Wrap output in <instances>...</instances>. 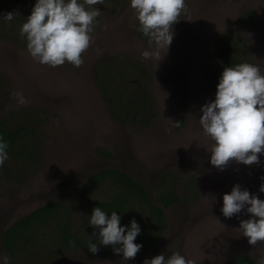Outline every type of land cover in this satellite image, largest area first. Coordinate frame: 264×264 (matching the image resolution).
Masks as SVG:
<instances>
[{
	"label": "rangeland",
	"instance_id": "1",
	"mask_svg": "<svg viewBox=\"0 0 264 264\" xmlns=\"http://www.w3.org/2000/svg\"><path fill=\"white\" fill-rule=\"evenodd\" d=\"M36 2L0 0V122L20 131L31 153L24 159L8 154L0 167V264L7 256L6 230L53 201L66 203L72 233L81 244L63 248L44 237L45 242L31 248L36 254L20 255L9 264H143L165 252L175 234L176 244L183 245L180 254L192 263L225 248L217 238L230 229L220 219L223 195L239 184L264 200L259 191L264 155L251 166L233 162L221 171L211 165L212 141L199 123L201 107L215 99L206 89L205 71L219 37L233 29L246 39L253 64L264 74V0H185L171 45L160 50L159 59L147 60L141 53L155 51V46L137 30L130 0H104L91 6L101 14L79 68L68 62L50 67L30 56L19 30ZM249 9L255 25L243 26L241 15ZM8 12L16 15L11 22L2 18ZM174 69L183 78L174 79ZM124 81L137 90L148 86L154 100L151 112L125 119L119 97L125 91H117ZM16 92L23 93L26 104L18 103L12 95ZM105 169L131 176L159 206L163 180L170 175L177 176L175 189L181 198L191 195L185 184L192 179L200 197L165 209L164 233L145 256L123 262L122 254L103 245L93 254L85 243L98 232L88 224L90 206L109 201L115 187L102 185L88 196L85 190L86 183ZM239 214L251 218L246 210ZM139 226L137 237L142 238L145 230ZM258 256L254 257L264 264V254Z\"/></svg>",
	"mask_w": 264,
	"mask_h": 264
},
{
	"label": "clouds",
	"instance_id": "2",
	"mask_svg": "<svg viewBox=\"0 0 264 264\" xmlns=\"http://www.w3.org/2000/svg\"><path fill=\"white\" fill-rule=\"evenodd\" d=\"M104 0H37L31 15L26 18L19 35L26 39L30 56L42 65L62 66L65 62L79 68L83 65L82 54L92 43V32L100 10L91 6L103 4ZM88 6V7H86ZM138 21V31L148 38L155 51L145 50L142 59H159L160 50L169 48L174 33L173 25L186 10L185 0H130ZM13 12L2 18L11 22ZM18 103L26 104L22 92L12 94ZM199 123L203 134L212 141L210 163L223 171L230 163L251 166L259 164L264 155V74L257 65L240 63L224 67L216 86L215 99L205 103L201 109ZM8 143L0 135V167L8 159ZM264 181V177H261ZM259 191L264 193V183ZM246 210L250 219L241 220L239 231L249 245L264 244V200L236 184L230 193L223 195L221 212L225 218ZM117 212L108 213L95 207L88 224L98 229L88 237V249L93 254L99 245L112 246L114 254H122V261L134 259L143 247L134 243L141 229L132 219L130 227L120 225ZM92 237L98 238L94 243ZM170 245L168 246L170 250ZM170 255L160 254L145 259L143 264H192L179 251ZM10 257H3L9 264Z\"/></svg>",
	"mask_w": 264,
	"mask_h": 264
},
{
	"label": "trees",
	"instance_id": "3",
	"mask_svg": "<svg viewBox=\"0 0 264 264\" xmlns=\"http://www.w3.org/2000/svg\"><path fill=\"white\" fill-rule=\"evenodd\" d=\"M253 17L254 11L249 9L241 15L240 23L243 26L255 25ZM253 62L246 39L233 29L225 30L217 41L211 62L205 71L206 89L215 96L216 86L224 67L235 66L240 63L253 64ZM172 75L174 79L183 78L179 69H174ZM139 87L140 89L137 90L127 81H124L117 88L118 92L125 91L123 95L119 94V97L126 120L131 115L137 117L151 112L153 107L154 100L150 96L148 86L140 85ZM0 135L9 145L8 154H14L19 159H24L26 154L31 156L27 143H23V136L20 131L11 130L5 121L0 122ZM110 155L107 153V156L110 157ZM176 183L177 176L170 175L164 178L158 198V202L161 204L159 206L151 199L148 191L131 176L119 170L105 169L95 174L86 183L85 194L88 196L94 189L106 184L115 187L109 201L93 202L90 206V212L92 214L95 207H100L108 213L109 217L111 212H117L121 217V226L130 227L132 219H135L138 224H142L145 235L143 234L142 238L137 237L134 243L143 245L137 253L143 257L161 239L164 233L166 226L165 209L180 203L182 200H197L200 197L194 179L185 184L187 192L191 194L186 198H181L177 194ZM66 210L65 202L53 201L13 225L4 237V248L7 256L13 261L20 258V255L29 254L33 256L37 251H33L31 248L35 245L40 246L41 242L46 241L45 238L54 245L60 243L63 248H68L71 244L76 247L79 246L81 244L79 238L72 233V216ZM92 240L96 243L98 238L92 237ZM85 243L89 244V241ZM124 264L130 263L125 262ZM230 264H259V262L249 256H240Z\"/></svg>",
	"mask_w": 264,
	"mask_h": 264
},
{
	"label": "water",
	"instance_id": "4",
	"mask_svg": "<svg viewBox=\"0 0 264 264\" xmlns=\"http://www.w3.org/2000/svg\"><path fill=\"white\" fill-rule=\"evenodd\" d=\"M245 189H246L245 187H242L241 190H245ZM220 219L224 224V226L230 227L228 234H224L221 237H217L218 245L221 246L223 244L224 246V244H226V246H224L225 248L221 250H216L215 252H213L212 255H205L203 258H201L199 263H192V264H229L234 259H236L237 256L240 254L248 255L254 259L259 257L258 254H264V244L258 243L255 247L249 245L247 238L242 236L241 232L238 229L240 225V221L250 219L249 217L238 213L234 215L232 218H225L221 212ZM220 219L216 215V220L220 221ZM181 232L178 231L177 233H181ZM177 237L178 236H176L175 234L172 241L170 242V246H171L170 250L169 248L163 249L165 252L167 251L166 253L163 252L165 255H170L171 254L170 251H179L180 249L183 248V245L182 247H179L178 243L176 244ZM186 239H187V234L184 239V245L187 243V242L185 243ZM181 255L184 256L183 253ZM254 256H256V258Z\"/></svg>",
	"mask_w": 264,
	"mask_h": 264
},
{
	"label": "flooded vegetation",
	"instance_id": "5",
	"mask_svg": "<svg viewBox=\"0 0 264 264\" xmlns=\"http://www.w3.org/2000/svg\"><path fill=\"white\" fill-rule=\"evenodd\" d=\"M22 219H23V218H22ZM20 220H21V219H20ZM20 220H18V221H16L15 223H13V224H12V225L6 230V232H7V231H8L13 225H15L17 222H19ZM6 232H5V233H6ZM5 233H4V236H3V247H4V237H5ZM240 256H248V255L240 254V255L237 256V258L240 257ZM249 257H250V256H249ZM230 263H231V262H230ZM230 263H229V264H230Z\"/></svg>",
	"mask_w": 264,
	"mask_h": 264
}]
</instances>
